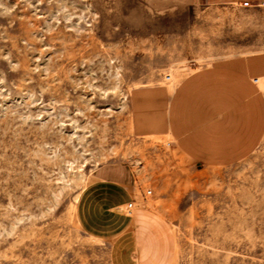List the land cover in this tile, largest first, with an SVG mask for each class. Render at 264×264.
Instances as JSON below:
<instances>
[{
	"label": "rangeland",
	"instance_id": "1",
	"mask_svg": "<svg viewBox=\"0 0 264 264\" xmlns=\"http://www.w3.org/2000/svg\"><path fill=\"white\" fill-rule=\"evenodd\" d=\"M262 1L0 0V264H114L76 214L112 165L171 225L173 264H264V141L203 170L167 137H135L129 114L137 86L264 50Z\"/></svg>",
	"mask_w": 264,
	"mask_h": 264
},
{
	"label": "crops",
	"instance_id": "2",
	"mask_svg": "<svg viewBox=\"0 0 264 264\" xmlns=\"http://www.w3.org/2000/svg\"><path fill=\"white\" fill-rule=\"evenodd\" d=\"M129 114L135 137H167L203 170L237 164L264 141V50L216 58L175 83L137 86ZM138 189L129 166L97 168L78 195V221L92 236L112 241L114 264H173V229L158 211L139 206ZM132 201L136 208L128 213Z\"/></svg>",
	"mask_w": 264,
	"mask_h": 264
},
{
	"label": "built area",
	"instance_id": "3",
	"mask_svg": "<svg viewBox=\"0 0 264 264\" xmlns=\"http://www.w3.org/2000/svg\"><path fill=\"white\" fill-rule=\"evenodd\" d=\"M236 4V3H235ZM250 4H249V2H244L243 3V6H249ZM261 5H263L264 6V2L261 4ZM167 80H170V76L168 75L167 76ZM152 194V191L151 190H148L147 192H146V194H143V198L144 199H146L147 198V196L148 195H151ZM136 208V202L135 201H132V202H130L128 205H127V212L128 213H131V212H133V210Z\"/></svg>",
	"mask_w": 264,
	"mask_h": 264
},
{
	"label": "bare ground",
	"instance_id": "4",
	"mask_svg": "<svg viewBox=\"0 0 264 264\" xmlns=\"http://www.w3.org/2000/svg\"><path fill=\"white\" fill-rule=\"evenodd\" d=\"M170 80H172V77L170 76ZM169 84H171V83H169Z\"/></svg>",
	"mask_w": 264,
	"mask_h": 264
}]
</instances>
